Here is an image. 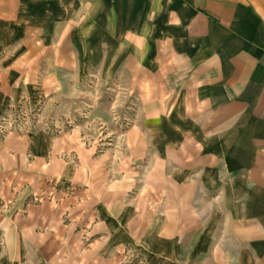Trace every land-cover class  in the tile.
<instances>
[{
	"label": "crops",
	"instance_id": "crops-1",
	"mask_svg": "<svg viewBox=\"0 0 264 264\" xmlns=\"http://www.w3.org/2000/svg\"><path fill=\"white\" fill-rule=\"evenodd\" d=\"M100 87L117 145L0 140V264H264V0H0V114Z\"/></svg>",
	"mask_w": 264,
	"mask_h": 264
},
{
	"label": "rangeland",
	"instance_id": "rangeland-1",
	"mask_svg": "<svg viewBox=\"0 0 264 264\" xmlns=\"http://www.w3.org/2000/svg\"><path fill=\"white\" fill-rule=\"evenodd\" d=\"M107 108L111 109L112 120L103 122L110 112ZM135 109L133 98L116 88L67 91L65 98L54 106L47 107L45 102H40L37 105L27 104L18 115L14 111L10 117L6 113L0 114V138L20 130L45 129L54 133L79 130L87 145H96L101 150L108 144L117 145L133 125ZM119 264H147V261L134 247H129L123 252Z\"/></svg>",
	"mask_w": 264,
	"mask_h": 264
},
{
	"label": "built area",
	"instance_id": "built-area-1",
	"mask_svg": "<svg viewBox=\"0 0 264 264\" xmlns=\"http://www.w3.org/2000/svg\"><path fill=\"white\" fill-rule=\"evenodd\" d=\"M22 111H23V108H21V109H19V110H16V111L14 112V114L17 112V115H18V113H20V112H22ZM10 113H11V112H7L5 115L8 116V117H10ZM20 131H21V130H20ZM4 137H5V136H3L2 138H0V140L3 139Z\"/></svg>",
	"mask_w": 264,
	"mask_h": 264
}]
</instances>
